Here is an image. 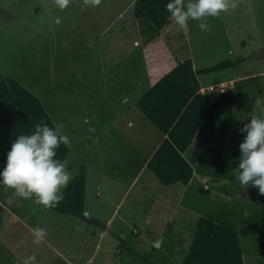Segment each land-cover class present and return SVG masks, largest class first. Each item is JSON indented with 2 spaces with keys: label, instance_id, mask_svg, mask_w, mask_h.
<instances>
[{
  "label": "rangeland",
  "instance_id": "374dc122",
  "mask_svg": "<svg viewBox=\"0 0 264 264\" xmlns=\"http://www.w3.org/2000/svg\"><path fill=\"white\" fill-rule=\"evenodd\" d=\"M38 1L0 0V75L16 79L21 74L34 94L46 87L50 90L42 103L53 123L63 125L62 134L69 140L68 153L61 161H67L72 178L84 168L85 209L104 221L110 219L103 245L116 248L120 236L127 238L130 231L137 229L136 235L127 240L139 252L150 251L159 241L150 264H182L198 214L220 208L231 211L235 204L249 198V193L235 182L238 164L225 159L228 149L241 139L201 128L192 141L200 154L194 165L198 177L192 185L184 190L180 184L162 186L151 174L149 178L143 175L135 184L131 172L137 164L130 160L131 154L137 153V158L147 154L159 132L136 107L117 113L121 116H109L105 111V117L97 118L96 109L93 117L91 112L87 114L89 100L95 101L94 97L105 92L100 91L95 76L101 58L94 48L84 51L81 41L76 44L83 35L69 30L74 19L66 7L61 9L56 4L38 7L34 4ZM229 3L235 7L204 20L208 31L203 32V37L192 35V56L197 70L222 60L241 58L234 68L198 74L197 78L201 84L216 83L211 85L213 89L233 88L239 102L245 104L250 96L264 95V56H256L264 46V0H229ZM179 33L175 24L165 36L182 53ZM60 74L59 83L51 85ZM229 79L233 81L226 83ZM258 108L261 111L258 116L264 117V103ZM244 113L241 125L250 120L251 113ZM118 169L123 173H118ZM123 193L124 199L113 212ZM165 199L179 201L175 215H181V210L187 212L178 218L181 223L175 228L170 221L172 213L162 205ZM77 236L75 233L74 237ZM239 241L244 264H264L254 235H239ZM124 253L128 255L126 250ZM105 254L107 257L98 258L107 264H141L131 257L113 262V257H109L111 251Z\"/></svg>",
  "mask_w": 264,
  "mask_h": 264
},
{
  "label": "crops",
  "instance_id": "0c3cea01",
  "mask_svg": "<svg viewBox=\"0 0 264 264\" xmlns=\"http://www.w3.org/2000/svg\"><path fill=\"white\" fill-rule=\"evenodd\" d=\"M16 1L23 2L27 0ZM134 1L100 0L99 4H94L92 0H69L65 8L74 19L70 23L69 30H72L78 36H81L79 34L83 35V37L81 36V40L76 41V44L79 45V41H81L84 51L94 48L101 58V62L96 68L97 72L95 76L100 91L103 92L104 89L105 92L100 97H94L95 101H93V98L89 100L86 112L87 114L91 112V117H93L94 109H96L97 118L105 117V111L109 113V116H121V114L117 113L130 111L135 107L141 113L137 107V102L143 94L162 76L187 57L191 59L193 70L197 71L194 66L190 39L193 34L203 37L205 35L203 32H207L208 28L201 30L199 27L200 21L190 20L187 27L182 29L184 38L183 40L180 38L179 44L183 46L184 50L180 53L171 44L170 39H166L165 36V33L168 32L172 25L165 32L159 33L147 20L134 18L132 13ZM34 4L38 7L50 4L58 5L57 0H39L38 3ZM80 17H83V20H75ZM203 22L205 23V21ZM61 76L62 74H60V77H56V80L53 79L51 85L56 86L61 80ZM197 76L198 74H196V78ZM15 77L17 81L26 87L27 82L21 74ZM197 80L200 86L199 92L203 94L212 91L213 87L211 85L216 84L213 82L201 84L198 78ZM227 81L231 83L233 79L225 80L226 83ZM40 83L42 82L40 81V77H38V84ZM230 90L236 98L234 109L237 116V131L235 134L228 135L239 136L241 140L237 141H242L243 136L239 132V129L247 123L245 120L244 124L241 125L245 114L244 111L251 113L249 119L254 115L258 116V105L264 103V95L257 94L250 96L247 103L242 104L239 102L233 88H229L228 90L221 89L219 91L230 92ZM51 92L55 96V92ZM49 93L50 90L46 87L39 89L35 92V95L42 103L44 100L46 101V96ZM239 111L242 115H240ZM87 119V117L84 118L85 121ZM91 129H94L93 124L91 125ZM155 129L159 132V135L155 139L150 151L140 158H137V153L133 152L131 154L130 160L135 161L137 167L134 172L128 171L129 174L132 173V179L135 184L138 183L143 175L147 178L153 175L146 168V162L164 138V135L157 128ZM13 142V139L3 134V126L0 125V157H6V153ZM193 147L191 145L190 148ZM136 150L139 149L137 148ZM197 153L199 154L198 150ZM197 162L199 160L193 164L194 172L189 184L184 186L176 183L182 185L184 187L183 190L192 185L195 177H198L194 168ZM118 173L123 172L121 169H118ZM95 194L100 196V193L96 192ZM124 196L125 194L123 193L115 205L113 212L117 210ZM0 197V264H107L108 262H101V259L98 257H107L105 253L110 251L112 255H109V257H113V262H119L121 257H130L124 253L125 249H121L119 245L113 249L103 245L110 219L104 221L98 218L94 214H91V210L85 209V206L84 213L86 217L102 221L106 225L105 229L86 223L83 216H73L75 218L72 221L63 219L65 216L71 215H61L53 211L50 207L39 203L35 196L30 199L21 198L15 194L13 189L7 187L0 190ZM178 203L179 201L165 199L162 204L165 209H169L170 213H172L170 221L173 228L181 223H178V218L187 213L181 210V215H175ZM200 215L203 214H198V218ZM146 221L147 223L152 222V220ZM37 228L43 229L46 233L39 243L36 242L37 238L34 233V230ZM75 233H78L77 237H74ZM136 233L137 229H133L130 231L129 236H134ZM193 234L194 232L191 233L190 242ZM120 238L125 241L127 240L124 236H120ZM127 242L130 243L129 240Z\"/></svg>",
  "mask_w": 264,
  "mask_h": 264
},
{
  "label": "trees",
  "instance_id": "16d2710c",
  "mask_svg": "<svg viewBox=\"0 0 264 264\" xmlns=\"http://www.w3.org/2000/svg\"><path fill=\"white\" fill-rule=\"evenodd\" d=\"M168 2L135 0L132 4L133 16L147 20L157 32H165L175 23L166 10ZM179 34L183 40L181 28ZM241 61V58L226 59L194 71L191 59L187 57L162 76L137 102L144 117L164 135L146 162V168L162 186L189 184L194 172L193 164L199 160L197 150L190 147L199 129L212 133H236L235 96L229 91L217 89L200 93L196 74L234 68ZM40 122L49 127L55 126L35 94L16 79L0 75V125L3 126V134L15 140L18 135L31 134ZM240 142L237 141L225 153V159L238 164ZM68 150V146L61 143L56 149V159L64 160ZM4 160L5 157H0V168ZM235 182L249 193V198L235 204L231 211L220 208L200 215L182 264H244L239 235H254L258 251L264 257V195L251 185L242 187L237 179ZM85 185L82 167L62 190L63 199L50 208L61 215L82 217ZM2 189L5 186L0 185ZM237 224L239 228H236ZM119 247L141 264H150L155 250L152 246L150 251L141 253L123 239Z\"/></svg>",
  "mask_w": 264,
  "mask_h": 264
},
{
  "label": "clouds",
  "instance_id": "9594fccd",
  "mask_svg": "<svg viewBox=\"0 0 264 264\" xmlns=\"http://www.w3.org/2000/svg\"><path fill=\"white\" fill-rule=\"evenodd\" d=\"M68 3L69 0H57L61 9ZM92 3L99 4L100 0H92ZM165 7L179 28L195 20L200 21L201 30H206L208 25L203 21L207 17H218L235 4L230 5L229 0H169ZM62 128V124L49 127L40 122L31 134L16 136L0 168V185L13 189L24 199L35 196L46 207L58 204L63 199L62 190L72 179L67 161L56 159L60 144H69ZM239 132L243 139L238 146L236 179L242 187L251 185L264 195V118L254 115ZM34 233L37 243L46 235L40 228Z\"/></svg>",
  "mask_w": 264,
  "mask_h": 264
},
{
  "label": "water",
  "instance_id": "95a60500",
  "mask_svg": "<svg viewBox=\"0 0 264 264\" xmlns=\"http://www.w3.org/2000/svg\"><path fill=\"white\" fill-rule=\"evenodd\" d=\"M257 57H261V56H264V46L261 48V50L257 53L256 55ZM83 217H84V220L86 221V223L90 224V225H93V226H97V227H100L101 229H105L106 228V225L99 221V220H96V219H93V218H88L86 217V214L83 213ZM153 246L155 248H157L159 246V241L155 242L153 244Z\"/></svg>",
  "mask_w": 264,
  "mask_h": 264
},
{
  "label": "built area",
  "instance_id": "2783aa9c",
  "mask_svg": "<svg viewBox=\"0 0 264 264\" xmlns=\"http://www.w3.org/2000/svg\"><path fill=\"white\" fill-rule=\"evenodd\" d=\"M123 237V236H122Z\"/></svg>",
  "mask_w": 264,
  "mask_h": 264
}]
</instances>
